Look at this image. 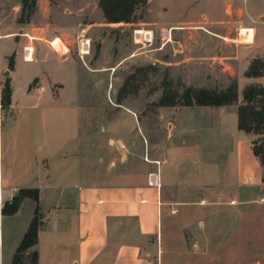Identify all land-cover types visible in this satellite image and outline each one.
I'll return each instance as SVG.
<instances>
[{
  "label": "crops",
  "instance_id": "0c3cea01",
  "mask_svg": "<svg viewBox=\"0 0 264 264\" xmlns=\"http://www.w3.org/2000/svg\"><path fill=\"white\" fill-rule=\"evenodd\" d=\"M17 31L18 47L0 50V73L8 70L11 79L9 105L0 103V264H13L36 208L37 243L24 253L25 261L36 253V264H264L263 169L251 145L264 134L238 130V83L235 105H158L167 135L157 145L148 143L138 112L116 107L99 126L116 158L105 163L97 156L96 165L84 154L95 110L80 89L94 70L117 69L111 53L100 52L92 70L78 50L60 54L38 42L26 61V37L31 45L55 37L27 23ZM201 59L210 67L216 61ZM243 61L240 71L232 62L234 69L215 73L218 87L212 76L196 83L191 77L193 88L225 89L245 77L251 60ZM152 173L158 188L148 184ZM22 189L36 190L37 201L25 198L17 213L2 215Z\"/></svg>",
  "mask_w": 264,
  "mask_h": 264
},
{
  "label": "rangeland",
  "instance_id": "374dc122",
  "mask_svg": "<svg viewBox=\"0 0 264 264\" xmlns=\"http://www.w3.org/2000/svg\"><path fill=\"white\" fill-rule=\"evenodd\" d=\"M98 1L37 0L26 23L55 38L46 41L32 39L31 45V39L26 37L28 45L22 48L38 50L35 43L43 42L44 50H56L61 54L60 50H79V42L84 37L90 43L84 61L92 70L97 69L95 64L100 52L111 53V62L117 64V69L110 75L94 70L93 79L87 76L80 89V95L89 102L87 107L95 110L85 135L84 154L96 165L97 156L105 163L116 158L115 151L104 148L108 136L99 131L101 123L111 120L116 107L125 106L138 112L141 126L147 128L148 143L157 145L167 135L166 124L157 118L164 84L168 85L170 93L181 94L185 88L194 87L191 77L196 83L208 82L209 77L214 76L211 80L218 87L217 82L221 79L216 78L215 73L221 68L234 69L236 66L232 62H237L240 71L245 65L243 58L251 62L256 58L264 61V0H146L134 11L132 23L128 24L107 23ZM21 8V0H0V50L18 47L21 36L17 30L25 25L19 22ZM139 30L140 33L149 31L152 42L145 46L138 44L135 31ZM62 33H66L64 39ZM165 33L169 34L170 43L163 40ZM3 39L7 42L1 41ZM203 56L216 60L213 67L209 66L212 61L201 59ZM219 58L228 64H223ZM1 74L0 103L6 93ZM194 74L201 79H196ZM105 79H108L107 86L103 85ZM188 83L192 84L187 86ZM237 83L242 99L248 86L264 87V78L262 82L250 83L241 74ZM176 106L180 107V104ZM128 152L130 154L131 150ZM118 155L124 157L127 152Z\"/></svg>",
  "mask_w": 264,
  "mask_h": 264
},
{
  "label": "trees",
  "instance_id": "16d2710c",
  "mask_svg": "<svg viewBox=\"0 0 264 264\" xmlns=\"http://www.w3.org/2000/svg\"><path fill=\"white\" fill-rule=\"evenodd\" d=\"M37 0H21V18L19 22L26 23L36 8ZM146 0H99L98 7L101 10L105 21L109 24L132 23L134 11L139 5H144ZM9 69L12 68V58L8 62ZM264 76V61L256 58L252 60L245 77L255 78ZM166 83V82H165ZM9 93V91H7ZM242 102L236 110L237 128L247 135L261 136L264 134V87L248 86L243 91ZM2 106L7 107V102L2 98ZM180 106H205L221 107L237 104V82L231 80L225 89H197L185 88L181 94L170 93L168 85L164 84L162 96L158 101L159 106L173 107ZM252 153L258 158L263 169L264 182V137L257 138L251 142ZM30 198L37 201L36 190H19L11 201L6 202L1 214L10 216L17 213L22 201ZM40 224L38 208L34 210L32 221L25 233L16 254L13 257V264H36L37 256L33 253L28 261L24 259V253L37 243V233Z\"/></svg>",
  "mask_w": 264,
  "mask_h": 264
},
{
  "label": "built area",
  "instance_id": "2783aa9c",
  "mask_svg": "<svg viewBox=\"0 0 264 264\" xmlns=\"http://www.w3.org/2000/svg\"><path fill=\"white\" fill-rule=\"evenodd\" d=\"M141 31V30H139ZM139 31H135V36L137 37L135 40L138 44H141L143 46L149 44L152 42V35L149 31H143V33L141 34H137V32ZM169 34L168 33H165L164 34V37H163V40L166 42V43H170L171 42V38L168 37ZM33 50V48H32ZM32 50H27V48L24 50V59L26 61H30L31 60V57H32V54H33V51ZM89 51H90V43H89V40L88 39H85L84 37L80 40L79 42V50H78V53L80 54V56H86L89 54ZM31 56L30 58H28V56ZM148 184L150 186H153L155 188H158L160 187L159 183H158V180H157V176L156 174H149L148 176Z\"/></svg>",
  "mask_w": 264,
  "mask_h": 264
},
{
  "label": "water",
  "instance_id": "95a60500",
  "mask_svg": "<svg viewBox=\"0 0 264 264\" xmlns=\"http://www.w3.org/2000/svg\"><path fill=\"white\" fill-rule=\"evenodd\" d=\"M225 2H227V0H225ZM176 45V43H174ZM176 47V46H175ZM10 72L8 70L4 71L1 75L5 80V90L6 93L3 96V99L5 102H7L9 100V93L7 92L9 90V85L11 82L10 76H9Z\"/></svg>",
  "mask_w": 264,
  "mask_h": 264
},
{
  "label": "bare ground",
  "instance_id": "6f19581e",
  "mask_svg": "<svg viewBox=\"0 0 264 264\" xmlns=\"http://www.w3.org/2000/svg\"><path fill=\"white\" fill-rule=\"evenodd\" d=\"M227 1H228V0H227ZM137 34H141V33H140V31H139V32H137ZM27 50H31V49L27 47ZM29 56H30V55H29Z\"/></svg>",
  "mask_w": 264,
  "mask_h": 264
}]
</instances>
